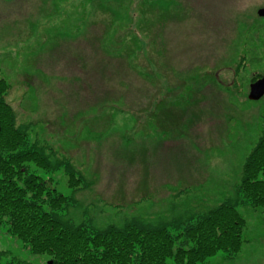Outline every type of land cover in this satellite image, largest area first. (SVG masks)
Wrapping results in <instances>:
<instances>
[{
  "label": "rangeland",
  "instance_id": "obj_1",
  "mask_svg": "<svg viewBox=\"0 0 264 264\" xmlns=\"http://www.w3.org/2000/svg\"><path fill=\"white\" fill-rule=\"evenodd\" d=\"M262 6L0 0V76L17 122L86 181L73 186L63 167L33 165L71 197L66 217L99 227L131 216L185 220L234 194L264 125V94L248 98L264 72ZM237 208L246 221L241 248L203 264H264V205ZM0 251L1 261L50 264L4 225Z\"/></svg>",
  "mask_w": 264,
  "mask_h": 264
},
{
  "label": "trees",
  "instance_id": "obj_2",
  "mask_svg": "<svg viewBox=\"0 0 264 264\" xmlns=\"http://www.w3.org/2000/svg\"><path fill=\"white\" fill-rule=\"evenodd\" d=\"M9 89L0 76V225L30 250L48 254L50 264H166L168 257L175 264H203L218 250L227 256L239 251L246 221L238 204L264 205V125L232 196L185 220L131 216L99 227L66 217L63 209L71 197L33 168L63 167L68 184L79 186L82 180L68 157L52 159L56 150L47 141L29 139L28 125L17 122L7 99ZM0 264L28 263L9 256Z\"/></svg>",
  "mask_w": 264,
  "mask_h": 264
},
{
  "label": "water",
  "instance_id": "obj_3",
  "mask_svg": "<svg viewBox=\"0 0 264 264\" xmlns=\"http://www.w3.org/2000/svg\"><path fill=\"white\" fill-rule=\"evenodd\" d=\"M257 13L261 16L264 15V6L259 7ZM264 94V72L260 77L250 83V90L248 93V98L258 99ZM1 130V125H0Z\"/></svg>",
  "mask_w": 264,
  "mask_h": 264
},
{
  "label": "flooded vegetation",
  "instance_id": "obj_4",
  "mask_svg": "<svg viewBox=\"0 0 264 264\" xmlns=\"http://www.w3.org/2000/svg\"><path fill=\"white\" fill-rule=\"evenodd\" d=\"M260 75H261V74H260ZM260 75H259V76H260ZM259 76H257V78H258Z\"/></svg>",
  "mask_w": 264,
  "mask_h": 264
}]
</instances>
